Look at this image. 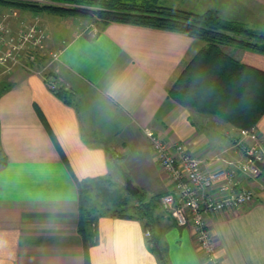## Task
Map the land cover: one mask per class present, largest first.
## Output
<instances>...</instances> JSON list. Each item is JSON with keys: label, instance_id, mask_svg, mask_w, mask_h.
<instances>
[{"label": "crops", "instance_id": "0c3cea01", "mask_svg": "<svg viewBox=\"0 0 264 264\" xmlns=\"http://www.w3.org/2000/svg\"><path fill=\"white\" fill-rule=\"evenodd\" d=\"M155 2L194 12L214 9L250 27L264 25V0ZM8 9L16 12L14 27L21 20H39L47 46L59 57L51 63L38 59L46 71L33 63L0 69L6 86L0 95L5 160L0 166V264H162L145 235V219L123 216L141 191L145 200L158 195L151 234L167 264H205L193 228L179 225L161 205V196L173 185L145 129L161 132L171 144H185L205 160L208 171L228 168L242 157L227 136L231 123L168 94L206 42L183 32L120 22L98 24L93 36L79 28L80 16L0 6V12ZM222 49L264 71V53L234 43ZM50 77L68 89L70 103L50 88ZM256 127L264 142V113ZM113 168L124 178L118 194L109 193ZM128 177L138 194L125 190ZM78 181L91 219L88 242L79 232ZM244 183L255 192L254 203L208 219L224 264H264V177L246 176ZM96 191L103 194L105 207L92 203Z\"/></svg>", "mask_w": 264, "mask_h": 264}, {"label": "trees", "instance_id": "16d2710c", "mask_svg": "<svg viewBox=\"0 0 264 264\" xmlns=\"http://www.w3.org/2000/svg\"><path fill=\"white\" fill-rule=\"evenodd\" d=\"M53 1L65 5H88L94 8L56 4L38 5L14 0H0V5L29 8L35 11L47 10L61 15L80 14L103 26L120 22L198 36L205 40L206 45L196 53L169 88V97L200 112L218 115L237 128L255 127L264 113V71L242 64L222 49V44L234 43L264 53V31L251 28L238 20L224 18L214 9L195 13L186 9L159 5L156 2L135 0ZM5 89V85L0 88V95ZM53 91L67 103L71 102L68 89L59 86ZM0 150L4 154L2 146ZM4 161L3 155L0 166ZM78 185L81 191L79 232L88 242L93 236L90 228H87L91 219L84 204L82 184L79 181ZM136 198L137 203L133 205L134 213L124 212L123 216L136 215L144 218L145 227L153 231L158 195L153 199L145 200L144 192L141 191ZM149 244L151 249L159 254L162 264H167L164 250L155 234H151ZM86 264H90L88 260Z\"/></svg>", "mask_w": 264, "mask_h": 264}, {"label": "built area", "instance_id": "2783aa9c", "mask_svg": "<svg viewBox=\"0 0 264 264\" xmlns=\"http://www.w3.org/2000/svg\"><path fill=\"white\" fill-rule=\"evenodd\" d=\"M30 4L48 5L59 4L53 0H14ZM14 12L13 14H15ZM8 15L0 21V62L5 60L17 63L22 62V52L28 48H43L45 30L38 23H21L13 33L7 24ZM96 26L90 28L93 34ZM51 55L53 60L58 59L55 51L42 49L31 53L26 63L37 65V58ZM30 65V69L34 66ZM36 68V67H35ZM48 84L51 89L61 86L57 78L50 77ZM145 135L150 140L153 152L159 165L170 176L172 189L160 198L162 207L169 211L181 226H189L194 230V240L201 252L205 264H224L218 255V244L209 227L208 219L214 213L226 210L240 209L254 203L256 197L253 189L246 186L244 177H264V167L260 168L256 162L264 163V142L257 131L238 128L227 136L241 158L228 168L208 171L206 162L198 155L191 153L183 143H169L164 135L151 128L145 129ZM146 236L151 231L146 230Z\"/></svg>", "mask_w": 264, "mask_h": 264}, {"label": "rangeland", "instance_id": "374dc122", "mask_svg": "<svg viewBox=\"0 0 264 264\" xmlns=\"http://www.w3.org/2000/svg\"><path fill=\"white\" fill-rule=\"evenodd\" d=\"M135 1H137V2H151V3H155V1L156 0H135ZM159 3V2H158ZM57 5H59V4H57ZM62 5H64V6H68V7H84V8H94L93 6H88V5H81V4H79V5H74V4H69V5H65V4H62ZM0 6H3V5H0ZM8 7H16V6H8ZM169 7V6H168ZM16 8H19V7H16ZM22 8V7H21ZM31 10V9H30ZM209 10V9H208ZM48 12L47 10H39V11H35V10H32V12H35V13H41V12ZM15 11L14 10H12V9H8L7 11H4V12H0V21H2V18L5 16V15H8V19H7V21H5V22H7V24H8V26H9V28H10V31L13 33L15 30H17L19 27H20V25H21V23H25V24H28V23H32V21L33 22H35V23H38L39 25H40V27H42V28H44V30H45V27L41 24V22L39 21V20H30V21H25V20H21L19 23H18V25H16L15 27L12 25V17H15L16 16V13L15 14H13ZM50 12V11H49ZM194 12V11H193ZM205 12V11H204ZM195 13H203V12H195ZM71 16V15H70ZM75 16V15H74ZM76 16H80V19H79V21H81V23L79 24V28H81V29H87L88 30V32L90 31V28H92V26H96L97 27V30L95 31V33H93L92 35L94 36L98 31H99V27H98V24L95 22V21H93L91 18H88V17H85V16H83V15H76ZM89 19V20H88ZM92 20V21H91ZM43 23V22H42ZM90 23V24H89ZM251 25V24H250ZM254 29H260V30H262L263 29V31H264V25H251ZM88 27V28H87ZM250 27V26H249ZM251 27V28H252ZM0 33H1V30H0ZM45 36H46V32H45ZM204 40V39H203ZM205 41V40H204ZM42 49H44V50H46V52L48 51V50H50V48L47 46V44H46V42H45V38L43 39V48H39V47H37V48H28V49H26L25 50V52L23 51L22 52V54H23V57L21 58V60H22V62H17L18 64H22L23 62H25L26 61V59H28L29 58V55L31 54V53H34V52H38V51H40V50H42ZM50 51H53V50H50ZM1 52V51H0ZM57 54H58V57H59V52H57V51H55ZM1 54V53H0ZM57 57V58H58ZM40 58H42V57H40ZM44 58H46L47 60H46V62H53V61H55V60H53V57L51 56V55H49V54H47V55H45L44 56ZM39 58H37V60H38ZM49 59V60H48ZM57 60V59H56ZM46 62H45V64H46ZM17 63H13V62H10V60H5V62L4 63H2V62H0V69L2 70L3 68H6L8 65H10V64H17ZM38 63V62H37ZM44 64V65H45ZM35 69H43V71H46V69L45 68H43V66L40 64V66L37 64L36 65V68ZM42 71V70H41ZM4 80V76L2 77V75L0 76V88H2L4 85H5V82L3 81ZM235 129H238L237 127H235V126H233V125H230L228 128H227V130H226V132H228V134L231 132V131H233V130H235ZM240 129V128H239ZM0 148H1V144H0ZM3 153L1 152V150H0V163H1V161L3 160ZM118 155H120V153H118ZM115 167V166H114ZM164 170V169H163ZM119 172H118V169H116V168H113V173H112V177H111V181H112V183H110V184H108L109 185V193L112 191V193L114 194V193H116V194H118L119 192H123V183L121 182L122 181V179H124L120 174H118ZM121 189V190H120ZM92 203H94L95 205H96V207L98 208V207H105L106 206V204H104L103 203V194L102 193H100V191H96L95 192V195L93 196V198H92ZM108 201H109V199H108ZM132 203H133V201L132 200H130ZM103 204H102V203ZM105 203H106V201H104ZM137 203V202H136ZM110 204H111V202H110ZM112 208H113V210H114V207L112 206ZM108 209V208H107ZM110 209V208H109ZM124 211H127V212H129V213H134V210H133V208H132V205H129V207H127V209L126 210H124Z\"/></svg>", "mask_w": 264, "mask_h": 264}, {"label": "water", "instance_id": "95a60500", "mask_svg": "<svg viewBox=\"0 0 264 264\" xmlns=\"http://www.w3.org/2000/svg\"><path fill=\"white\" fill-rule=\"evenodd\" d=\"M256 164L260 167L263 168L264 167V163L263 162H259L257 161ZM125 190L130 194V195H136L140 192L139 187H137L133 180L128 177L125 181V185H124Z\"/></svg>", "mask_w": 264, "mask_h": 264}]
</instances>
